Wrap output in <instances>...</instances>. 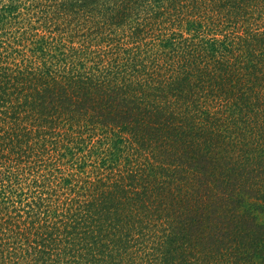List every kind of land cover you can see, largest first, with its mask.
Listing matches in <instances>:
<instances>
[{
  "label": "trees",
  "instance_id": "trees-1",
  "mask_svg": "<svg viewBox=\"0 0 264 264\" xmlns=\"http://www.w3.org/2000/svg\"><path fill=\"white\" fill-rule=\"evenodd\" d=\"M0 264H264V0H0Z\"/></svg>",
  "mask_w": 264,
  "mask_h": 264
}]
</instances>
